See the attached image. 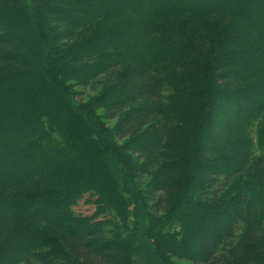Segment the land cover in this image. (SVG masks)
<instances>
[{
  "label": "trees",
  "instance_id": "16d2710c",
  "mask_svg": "<svg viewBox=\"0 0 264 264\" xmlns=\"http://www.w3.org/2000/svg\"><path fill=\"white\" fill-rule=\"evenodd\" d=\"M13 2L0 0V264H146L136 245L149 264H264V38L251 26L264 0ZM21 9L45 67L21 62ZM106 76L92 104L117 118L110 131L67 84ZM135 174L158 194L151 213ZM80 201L93 211L75 214Z\"/></svg>",
  "mask_w": 264,
  "mask_h": 264
},
{
  "label": "rangeland",
  "instance_id": "374dc122",
  "mask_svg": "<svg viewBox=\"0 0 264 264\" xmlns=\"http://www.w3.org/2000/svg\"><path fill=\"white\" fill-rule=\"evenodd\" d=\"M10 1H14L13 3L17 6L18 4L15 3V0H9ZM18 0H16L17 2ZM145 1V0H144ZM181 3H184V0H179ZM234 1H239V2H247L249 3V5H251L252 3L258 5V1L260 0H234ZM19 3V2H18ZM164 2H162L163 4ZM21 11H23V15H25V17L23 16L21 21H20V30H19V36H20V42H23L24 41V44H22L21 48H20V52L22 54V59H21V62L24 63H28V64H32V63H36V65H41V66H47L48 64V61L46 60V57H44V54H40V55H34V61L31 60L32 58H30V56H32V49H33V45L31 42L32 41V38L30 37L28 31H27V28H28V23L31 24V18L33 19V15H30L28 16V12H24V10L21 9ZM54 14H56V11L54 12L53 11V16H55ZM27 20V22H26ZM30 20V21H29ZM252 28L253 29H256L258 32H260L262 35H263V38H264V20H261L259 22H256V21H253V24H251ZM26 40V42H25ZM29 41V42H27ZM46 42V39L43 41L42 44H45ZM41 44V42H40ZM37 45H39V42L37 43ZM202 58V57H201ZM38 68V67H37ZM39 68H38V72H39ZM113 78L114 77H111V76H106V77H103V78H100L96 81H93L88 87L86 88H79V87H76L74 86V88L72 87L74 82H67L68 86H71V91L72 92H76V96L77 98L79 99V101L82 102V105L83 107H89V111L90 113H92V115L99 119L101 123H103V125H105V127L109 129V131L112 129L113 125L115 124V122L117 121V118L115 120H112L109 118V116L106 114L105 110L104 109H99V108H95L93 107V102L99 98V96L103 93V91H105V88L108 87L109 84H111L113 82ZM104 81L107 82V84H104ZM41 87V85H40ZM42 88V87H41ZM43 91V89H42ZM77 92L79 93V95L77 94ZM54 104L50 103L48 106L51 108L53 107ZM45 111L43 112H40L42 114H44ZM46 113V112H45ZM77 118H79V116H77ZM211 132L216 136V137H220V132L215 128V129H212ZM99 132H97V136H99ZM227 138H230L229 137V134L226 133L225 134ZM42 136L44 137L45 134H42ZM111 138L113 140V142L116 143V140L114 139V136L111 134ZM47 140V139H45ZM126 141H123V142H119V144L123 145ZM59 143V142H58ZM62 144L60 143V146ZM60 168H59V171L61 170H65V167L60 164ZM254 171V170H253ZM250 170L247 171V173L245 174V176H242L236 180H233L232 182L229 183V186H228V189H226L225 193H224V198H228L230 197L232 194L236 193L237 191L243 189L244 187L248 186V185H251V181L253 179V175H255V172H253ZM114 172V171H113ZM134 178L135 180L133 181V183L136 185L135 186V189L140 192L142 195H141V198L142 200L144 201V206H145V209L151 213V210L153 212V209H152V205H153V201L156 200L158 194H153V195H149L150 193L148 192V190H146V181H147V177L145 175H141V174H135L134 175ZM94 209V206L91 205V204H86L85 201H80L74 208H73V211L75 214H82V215H86V214H89L93 211ZM259 211H260V214L262 215L263 219H264V202L262 203V205H260L259 207ZM155 213V211H154ZM133 215L135 216V213L133 212ZM161 215V213H160ZM244 228L243 226H240V229L238 230L237 232V235H236V239H239L242 235V232H243ZM234 240V241H235ZM233 241H230L228 242L229 245H228V248L231 247V244H232ZM142 251L144 252L143 250V247H139L138 245L134 246L133 248V255L134 256H137V257H142L143 260L146 261V264H149L148 261H147V255H142ZM145 253H146V250H145ZM168 258V257H167ZM166 261L164 262V264H192L188 261H185V260H179V259H176V258H168V259H165ZM137 264H143L141 262H137Z\"/></svg>",
  "mask_w": 264,
  "mask_h": 264
}]
</instances>
